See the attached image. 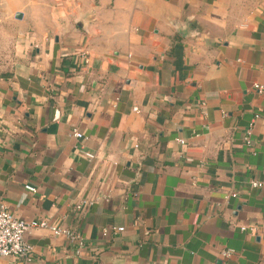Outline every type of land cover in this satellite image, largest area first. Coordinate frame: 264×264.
I'll return each instance as SVG.
<instances>
[{
    "label": "crops",
    "instance_id": "crops-1",
    "mask_svg": "<svg viewBox=\"0 0 264 264\" xmlns=\"http://www.w3.org/2000/svg\"><path fill=\"white\" fill-rule=\"evenodd\" d=\"M255 84L264 0H0V206L86 242L0 264H264Z\"/></svg>",
    "mask_w": 264,
    "mask_h": 264
},
{
    "label": "built area",
    "instance_id": "built-area-1",
    "mask_svg": "<svg viewBox=\"0 0 264 264\" xmlns=\"http://www.w3.org/2000/svg\"><path fill=\"white\" fill-rule=\"evenodd\" d=\"M255 88H257L259 92H262L264 90V85L255 84ZM135 110L138 111L139 108L135 107ZM259 118L260 114H256L251 119L246 129L244 140L247 145L253 146L254 144L253 132ZM73 135L78 138L84 136L77 128L73 130ZM254 153L256 152L254 151ZM250 186L252 188H264V180L252 179L250 180ZM230 195L237 196V193L232 192L228 197ZM88 203V201L81 202L76 208L80 211L85 208ZM38 228H48L55 235L67 237L70 241L78 245L77 253H79L86 244L85 238L78 231L59 224H50L46 219H22L11 212L5 203H2L0 206V258L15 256L30 260L32 258L34 246L28 241L26 236ZM243 229H245V227H243ZM119 230H123V227H120ZM252 230H254V228H252ZM232 254L233 250L231 248L223 249L220 253L221 263L217 264H224L223 261L230 258Z\"/></svg>",
    "mask_w": 264,
    "mask_h": 264
}]
</instances>
